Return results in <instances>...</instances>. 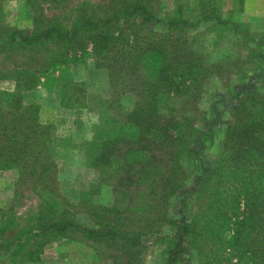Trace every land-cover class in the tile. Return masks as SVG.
<instances>
[{
	"label": "trees",
	"instance_id": "obj_1",
	"mask_svg": "<svg viewBox=\"0 0 264 264\" xmlns=\"http://www.w3.org/2000/svg\"><path fill=\"white\" fill-rule=\"evenodd\" d=\"M137 18L142 24L159 21L145 1L124 0L101 15L80 8L68 24L12 28L6 34L0 30V39L8 50L47 43L48 72L64 73L81 61L82 53H88L95 65L107 69L115 86H132L134 105L126 110L120 103L108 105L111 110L103 125L85 142L82 153L88 167L101 170L108 178L119 173L113 159H122L128 167L125 172H130L124 182L136 180L133 173L144 174L147 182H155L153 188H159L163 202L179 192L187 193L180 160L192 150L199 131L196 103L201 82L210 77L211 70L190 47L169 43L173 30L191 25L178 11L164 24L166 33L151 31V40L135 29H118L121 19ZM14 83V90L0 89V170L17 168L35 182L45 177L52 181L56 153H63L68 143L40 120L36 103L25 101L24 93L39 84L35 78H25L22 83L15 79ZM78 84L83 86L76 81L74 88ZM59 86L63 107H86L78 96H66L68 86ZM85 91L80 89L82 95ZM221 122L217 158L195 177L191 189L201 214L188 217L183 199L179 219L170 221L175 244L165 264H173L187 247L198 251L204 240L212 241L208 256L221 250L226 257L224 261L211 258L213 264H264V95L254 87L241 88L231 117ZM56 211L49 207L43 230L79 231L116 247L129 259L135 257L146 235L140 229L122 230L111 223L82 225L73 216L56 215ZM161 215L156 223L167 217V209ZM213 244L220 247L212 249ZM35 254L29 252L30 258L35 259Z\"/></svg>",
	"mask_w": 264,
	"mask_h": 264
},
{
	"label": "rangeland",
	"instance_id": "obj_2",
	"mask_svg": "<svg viewBox=\"0 0 264 264\" xmlns=\"http://www.w3.org/2000/svg\"><path fill=\"white\" fill-rule=\"evenodd\" d=\"M123 1L0 0V30L6 34L12 28L68 24L80 8L101 15ZM143 1L159 21L142 24L139 18L121 19L118 29H135L139 35L150 38L151 31L166 33L164 24L178 11L191 25L173 30L169 43L190 47L211 70L210 77L201 82L196 103L199 131L192 150L180 160L186 173L187 193L179 192L162 202L159 188H153L155 182H147L139 172L133 173L135 176L131 177L136 180L127 184L124 180L130 172H125L127 163L120 158L113 159V167L119 173L109 178L101 170L87 166L82 153L85 142L103 125L111 110L108 105L120 103L125 110L134 105L132 86H115L107 69L95 65L88 53H82L81 61L64 73L48 72L47 43L8 50L1 46L0 39V76L4 77L0 80L5 83L16 79L22 83L25 78H35L39 84L24 93L25 101L36 103L42 111L40 120L51 125L58 139L68 143L63 153H56L57 168L52 181L45 177L35 182L17 168L0 170V264H165L175 244L170 221L179 219L177 212L183 199L186 202L182 208L188 217L195 212L201 214L191 189L195 177L203 174L204 167H212L217 158L223 131L221 121L231 117L241 88L254 87L264 95V0ZM76 81L83 82V86L78 84L74 88ZM60 84L68 86L66 96H78L86 107L80 108V114L63 113L59 120L47 122V108L53 107L58 94L60 97ZM82 87L86 89L85 95L80 92ZM159 172L162 174L163 170ZM49 207L57 210L56 215L73 216L82 225L111 223L122 230L140 229L146 235L142 236L135 257L129 259L116 247L87 238L79 231L43 230ZM166 209L167 217L156 223ZM201 243L200 254L197 248L187 247L173 264H213L211 258L225 260L221 250L208 256L212 241ZM217 246L220 247L213 244L212 249ZM31 251L36 253L35 259L30 258ZM234 262L235 259L231 260Z\"/></svg>",
	"mask_w": 264,
	"mask_h": 264
},
{
	"label": "crops",
	"instance_id": "obj_3",
	"mask_svg": "<svg viewBox=\"0 0 264 264\" xmlns=\"http://www.w3.org/2000/svg\"><path fill=\"white\" fill-rule=\"evenodd\" d=\"M5 80H0V88L5 89V90H14L15 83L11 81H6ZM55 104L53 105L52 108H47V122H54L55 120H59V117L63 115V113H69V114H80V108H68V107H63L61 105V99L58 97L55 99ZM55 106V107H54ZM82 111V109H81ZM42 114L41 109L39 108V117Z\"/></svg>",
	"mask_w": 264,
	"mask_h": 264
}]
</instances>
